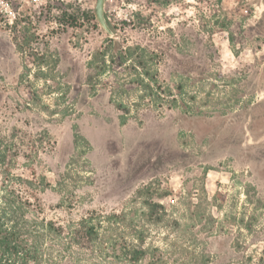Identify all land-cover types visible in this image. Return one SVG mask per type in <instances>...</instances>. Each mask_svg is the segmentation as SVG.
<instances>
[{"label": "rangeland", "instance_id": "obj_1", "mask_svg": "<svg viewBox=\"0 0 264 264\" xmlns=\"http://www.w3.org/2000/svg\"><path fill=\"white\" fill-rule=\"evenodd\" d=\"M94 4L0 21V196L28 193L36 264H264V0H105L113 36Z\"/></svg>", "mask_w": 264, "mask_h": 264}, {"label": "trees", "instance_id": "obj_2", "mask_svg": "<svg viewBox=\"0 0 264 264\" xmlns=\"http://www.w3.org/2000/svg\"><path fill=\"white\" fill-rule=\"evenodd\" d=\"M64 14H68L67 11ZM25 194L28 193L15 189L7 190L5 195L0 196V264H36L41 256L42 241L35 226L37 224L23 214L31 206L29 196ZM49 224L44 223L45 229L47 225L51 227ZM72 232L78 235L79 229ZM90 232L85 229L87 238L92 237Z\"/></svg>", "mask_w": 264, "mask_h": 264}, {"label": "built area", "instance_id": "obj_3", "mask_svg": "<svg viewBox=\"0 0 264 264\" xmlns=\"http://www.w3.org/2000/svg\"><path fill=\"white\" fill-rule=\"evenodd\" d=\"M48 0H0V21L11 26L24 6H40Z\"/></svg>", "mask_w": 264, "mask_h": 264}, {"label": "water", "instance_id": "obj_4", "mask_svg": "<svg viewBox=\"0 0 264 264\" xmlns=\"http://www.w3.org/2000/svg\"><path fill=\"white\" fill-rule=\"evenodd\" d=\"M94 14H95L97 22L104 29V31L107 34L113 36L115 34V29L112 26L105 12V0H95Z\"/></svg>", "mask_w": 264, "mask_h": 264}]
</instances>
